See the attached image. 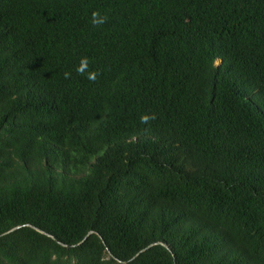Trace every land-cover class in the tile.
Returning a JSON list of instances; mask_svg holds the SVG:
<instances>
[{
	"label": "trees",
	"instance_id": "trees-1",
	"mask_svg": "<svg viewBox=\"0 0 264 264\" xmlns=\"http://www.w3.org/2000/svg\"><path fill=\"white\" fill-rule=\"evenodd\" d=\"M0 264H264V0H0Z\"/></svg>",
	"mask_w": 264,
	"mask_h": 264
},
{
	"label": "clouds",
	"instance_id": "clouds-1",
	"mask_svg": "<svg viewBox=\"0 0 264 264\" xmlns=\"http://www.w3.org/2000/svg\"><path fill=\"white\" fill-rule=\"evenodd\" d=\"M91 20H92L93 25L95 26V25H100V24L105 23V22L107 21V17H106V16L102 17V16L100 15L99 12H93L92 15H91ZM81 65H82V66H83V65H86V58H82V60H81ZM77 71H78V73L81 74V75L84 74V73H83V67H78V68H77ZM96 75H97L96 73H89L88 76H87V78H88L89 80L94 81L95 78H96ZM64 76H65V78L67 79V78L70 77V73L65 72V73H64ZM151 119H155V115H152V116H151ZM148 120H149V116H147V115H142V116H141V122H142V123H147Z\"/></svg>",
	"mask_w": 264,
	"mask_h": 264
},
{
	"label": "water",
	"instance_id": "water-1",
	"mask_svg": "<svg viewBox=\"0 0 264 264\" xmlns=\"http://www.w3.org/2000/svg\"><path fill=\"white\" fill-rule=\"evenodd\" d=\"M28 226H30V225H28ZM18 227H19V226H14V227H12L11 229H9L8 231H6V232H4V233H7V232H9V231H12V230H14V229H16V228H18ZM30 227H32V226H30ZM32 228H34L36 231H38V232H40V233H42V234H45V235H47V236H49V237L52 238V236L49 235V234H47L46 232H44V231H42V230H40V229H38V228H35V227H32ZM90 233H91V231H88V232L86 233V235L83 237V239H82L81 241H83V240L86 238V236H87L88 234H90ZM81 241H80V242H81ZM157 243H159V242H157ZM151 245H153V243L148 244L146 247H144V248H142L141 250H139L137 253H135V255H134L132 258H134L135 256H137L140 252L144 251L145 249L149 248ZM132 258H131V259H132Z\"/></svg>",
	"mask_w": 264,
	"mask_h": 264
}]
</instances>
